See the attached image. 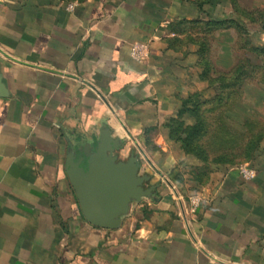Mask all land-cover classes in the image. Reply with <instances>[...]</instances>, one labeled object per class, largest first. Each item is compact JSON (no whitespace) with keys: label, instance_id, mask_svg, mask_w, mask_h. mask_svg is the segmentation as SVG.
I'll return each mask as SVG.
<instances>
[{"label":"crops","instance_id":"crops-1","mask_svg":"<svg viewBox=\"0 0 264 264\" xmlns=\"http://www.w3.org/2000/svg\"><path fill=\"white\" fill-rule=\"evenodd\" d=\"M232 8L0 1V264H264V153L253 178L219 169L185 198L177 171L198 159L168 127L201 81L198 46L178 24ZM104 125L122 141L119 159L140 151L141 173L159 184L115 230L85 219L67 174L71 148L93 149Z\"/></svg>","mask_w":264,"mask_h":264},{"label":"rangeland","instance_id":"rangeland-1","mask_svg":"<svg viewBox=\"0 0 264 264\" xmlns=\"http://www.w3.org/2000/svg\"><path fill=\"white\" fill-rule=\"evenodd\" d=\"M235 1L230 18L222 24L200 20L178 24L186 45L198 46L201 81L193 85L187 107H196L204 123L198 139L178 121V135L189 141L188 149L206 158L177 171L185 198L208 185L215 171L249 166L264 153V136L258 137L264 135V0ZM189 121L196 119L188 113L184 125ZM138 155L143 167L147 161L140 151Z\"/></svg>","mask_w":264,"mask_h":264},{"label":"water","instance_id":"water-1","mask_svg":"<svg viewBox=\"0 0 264 264\" xmlns=\"http://www.w3.org/2000/svg\"><path fill=\"white\" fill-rule=\"evenodd\" d=\"M121 148L122 141L104 125L93 149L86 147L76 158L72 147L67 159V174L85 219L104 229H119L131 205L156 199L159 186L146 187L152 177L141 173L139 156L121 160L117 155Z\"/></svg>","mask_w":264,"mask_h":264},{"label":"trees","instance_id":"trees-1","mask_svg":"<svg viewBox=\"0 0 264 264\" xmlns=\"http://www.w3.org/2000/svg\"><path fill=\"white\" fill-rule=\"evenodd\" d=\"M80 1H84V0H80ZM233 3H236V1L234 0ZM228 19L229 18H227V17L221 18V19L217 18L216 20H212V21H209V22L215 23V24H222V23L226 22ZM194 21H197V20H194ZM261 49L264 50V48H261ZM191 97H192V95L188 96L187 98H185L183 100V105H182V108L178 112L177 118L171 119L170 122L168 123V127H169V130H170L171 137L173 139L177 140L178 142H180V144H181V146H182V148L184 149L185 152L195 156L197 159H200V160L204 161V160H206V158H205V156H203V153L198 152L196 149L195 150L194 149H188L186 144L189 141H187L186 139L181 137V135H178L179 134V130H178V127H177V122L178 121H180L183 126L187 127V129H190V131H192V134H194V138L198 137V139H199L200 135L204 131V128H203L204 127V123L200 119L199 114L197 113V108L196 107H194V108L187 107V105L189 103H191ZM188 113L193 115V117H195L196 121L193 124H191V125H187L186 123L184 125L183 117L186 114H188ZM263 136L264 135L259 134L258 135L259 140L261 138H263ZM191 142H193V140H191L190 143ZM200 148H197V149H200Z\"/></svg>","mask_w":264,"mask_h":264},{"label":"built area","instance_id":"built-area-1","mask_svg":"<svg viewBox=\"0 0 264 264\" xmlns=\"http://www.w3.org/2000/svg\"><path fill=\"white\" fill-rule=\"evenodd\" d=\"M139 49L140 48H138V47H134L133 48L134 53H136L137 51H139ZM240 172H241V174L244 177H246L248 179H251V178H253L255 176V172L252 169H250L248 166H241L240 167Z\"/></svg>","mask_w":264,"mask_h":264}]
</instances>
